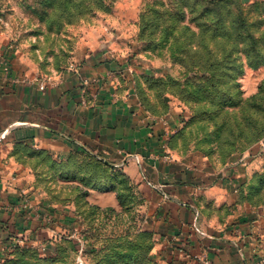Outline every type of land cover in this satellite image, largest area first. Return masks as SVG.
Returning <instances> with one entry per match:
<instances>
[{
  "label": "rangeland",
  "instance_id": "1",
  "mask_svg": "<svg viewBox=\"0 0 264 264\" xmlns=\"http://www.w3.org/2000/svg\"><path fill=\"white\" fill-rule=\"evenodd\" d=\"M210 1L0 0V30L39 84L59 81L107 32L118 34L132 69L122 79L148 116L168 126L169 155L245 169L236 205L258 218L246 224L244 264H264V0H226L225 9ZM87 152L59 156L17 142L13 153L32 187L72 220H54L44 241L9 249L0 264H162L154 234L143 228L148 201L140 186L122 164ZM106 191L118 209L96 203L109 202Z\"/></svg>",
  "mask_w": 264,
  "mask_h": 264
},
{
  "label": "crops",
  "instance_id": "2",
  "mask_svg": "<svg viewBox=\"0 0 264 264\" xmlns=\"http://www.w3.org/2000/svg\"><path fill=\"white\" fill-rule=\"evenodd\" d=\"M107 33L43 92L0 30V61L4 56L11 64L8 85L0 74V256L44 241L54 220H72L32 187L28 169L13 153L26 140L59 156L85 150L125 166L148 201L143 228L155 236L160 263L244 264L251 259L252 228L246 224L258 218L236 205L245 169L215 170L170 156L168 126L148 116L122 79L132 73L131 62L118 34ZM104 195L109 202L96 203L118 209L113 192Z\"/></svg>",
  "mask_w": 264,
  "mask_h": 264
},
{
  "label": "trees",
  "instance_id": "3",
  "mask_svg": "<svg viewBox=\"0 0 264 264\" xmlns=\"http://www.w3.org/2000/svg\"><path fill=\"white\" fill-rule=\"evenodd\" d=\"M210 4L213 5V6H215V7H217V8H219V9H221L223 6H224V9H225V7H226V5H227V4H226V0H211V1H210ZM239 8H240V12L243 14V13H244V12H243L244 7L240 5ZM223 16H224V15H223ZM262 63H264V62H262ZM258 65H260V64H257V66H258ZM83 151H84V152H87V151H85V150H81V151H79V150H74V155H76L77 153L83 152ZM75 153H76V154H75ZM87 153L93 156L92 153H90V152H87ZM19 158H20V157H19ZM99 160H100L101 162H104L103 159H100V158H99ZM20 161L22 162L23 160L20 159ZM241 189H242V185L239 186V192H242ZM18 248H20V247L17 246L16 249H18Z\"/></svg>",
  "mask_w": 264,
  "mask_h": 264
},
{
  "label": "built area",
  "instance_id": "4",
  "mask_svg": "<svg viewBox=\"0 0 264 264\" xmlns=\"http://www.w3.org/2000/svg\"><path fill=\"white\" fill-rule=\"evenodd\" d=\"M6 61H7V58L4 59V63H5ZM48 86H49L48 83L43 82V83H40L39 88H40L41 91H46L47 88H48ZM200 260L203 261V259H200Z\"/></svg>",
  "mask_w": 264,
  "mask_h": 264
}]
</instances>
